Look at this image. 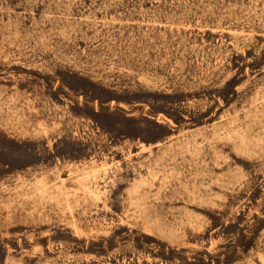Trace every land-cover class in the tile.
Listing matches in <instances>:
<instances>
[{
	"label": "rangeland",
	"instance_id": "obj_1",
	"mask_svg": "<svg viewBox=\"0 0 264 264\" xmlns=\"http://www.w3.org/2000/svg\"><path fill=\"white\" fill-rule=\"evenodd\" d=\"M0 264H264V0H0Z\"/></svg>",
	"mask_w": 264,
	"mask_h": 264
}]
</instances>
